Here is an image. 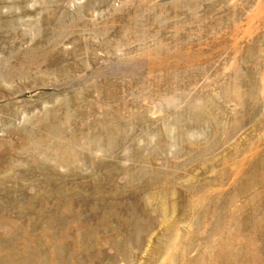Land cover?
Wrapping results in <instances>:
<instances>
[{
	"label": "rangeland",
	"instance_id": "1",
	"mask_svg": "<svg viewBox=\"0 0 264 264\" xmlns=\"http://www.w3.org/2000/svg\"><path fill=\"white\" fill-rule=\"evenodd\" d=\"M0 264H264V0H0Z\"/></svg>",
	"mask_w": 264,
	"mask_h": 264
}]
</instances>
